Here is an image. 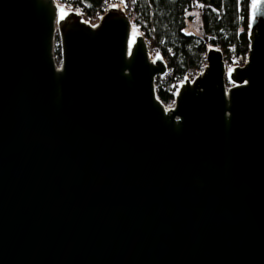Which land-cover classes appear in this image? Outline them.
I'll list each match as a JSON object with an SVG mask.
<instances>
[{"label":"water","instance_id":"water-1","mask_svg":"<svg viewBox=\"0 0 264 264\" xmlns=\"http://www.w3.org/2000/svg\"><path fill=\"white\" fill-rule=\"evenodd\" d=\"M246 36L165 107L121 6L0 0V264H264V0Z\"/></svg>","mask_w":264,"mask_h":264},{"label":"trees","instance_id":"trees-1","mask_svg":"<svg viewBox=\"0 0 264 264\" xmlns=\"http://www.w3.org/2000/svg\"><path fill=\"white\" fill-rule=\"evenodd\" d=\"M69 2L85 19H90L107 6L109 0H60ZM253 0H126L133 7L131 27L147 43L150 54L161 55L169 77L156 79L155 93L165 106L171 105L170 82L180 83L204 67L205 48H218L225 58V67L233 60H245L248 50L247 26ZM193 8L200 10L204 39L184 32L185 13ZM243 31L240 33L239 29ZM59 62L58 38L53 48ZM226 86L229 85L225 80ZM173 91V90H172Z\"/></svg>","mask_w":264,"mask_h":264},{"label":"built area","instance_id":"built-area-1","mask_svg":"<svg viewBox=\"0 0 264 264\" xmlns=\"http://www.w3.org/2000/svg\"><path fill=\"white\" fill-rule=\"evenodd\" d=\"M121 2L123 3V5H120L121 7H122V9H123V11H124V13L126 14V16L128 17V19H129V21L131 22V14H132V9H133V7L130 5V4H128L127 2H126V0H121ZM112 4H114V0H109L108 1V3H107V6L108 5H112ZM106 6V7H107ZM106 9V8H105ZM105 9L104 10H102L101 12H98V13H96L94 16H92L90 19H88L90 22H92V23H95V21H97V19H99L100 18V16L103 14V12L105 11ZM81 15V14H80ZM81 17L84 19V17H83V15H81ZM97 23V22H96ZM91 24V23H90ZM93 25V24H92ZM146 43V42H145ZM146 46H147V49H148V52H149V48H148V45H147V43H146ZM204 65H205V58H204ZM202 70V69H201ZM200 70V71H201ZM199 71V72H200ZM199 72H194L193 74H192V76L191 77H189L188 79L189 80H191L196 74H198ZM169 77V74H168V71H166V73L164 74V75H162V76H157L156 78H155V80H154V87H155V81H156V79H162L163 81H165L167 78ZM181 83V82H180ZM180 83H177V82H170L169 83V86H168V89H169V92H171L172 93V98L170 99V103H171V105H172V103H173V100H174V96H175V93H176V91H177V88H178V86H179V84ZM173 90V91H172ZM170 105V106H171Z\"/></svg>","mask_w":264,"mask_h":264},{"label":"rangeland","instance_id":"rangeland-1","mask_svg":"<svg viewBox=\"0 0 264 264\" xmlns=\"http://www.w3.org/2000/svg\"><path fill=\"white\" fill-rule=\"evenodd\" d=\"M54 2L58 5V6H62L64 9H66V10H72V11H76V10H74V8L72 7V5L69 3V2H65V3H62L60 0H54ZM114 4L115 5H123V3L121 2V0H114ZM78 12V11H77ZM79 13V12H78ZM80 14V13H79ZM101 17V16H100ZM82 20L83 21H86L87 23H91L90 25H95L96 24V22H98V20L99 19H97V21H95V23H92V22H90L88 19H83L82 18ZM133 31V30H132ZM133 32H136V33H138L137 31H133ZM149 56L150 57H154L155 55L154 54H150L149 53ZM224 60H225V58H224ZM56 61V60H55ZM225 62H226V60H225ZM57 65H58V63H57ZM235 65H237V62L235 61V60H233V64L232 65H230V67H228V68H226V69H230L231 67H233V66H235ZM196 76V75H195Z\"/></svg>","mask_w":264,"mask_h":264},{"label":"snow or ice","instance_id":"snow-or-ice-1","mask_svg":"<svg viewBox=\"0 0 264 264\" xmlns=\"http://www.w3.org/2000/svg\"><path fill=\"white\" fill-rule=\"evenodd\" d=\"M253 18L255 19V13H253Z\"/></svg>","mask_w":264,"mask_h":264}]
</instances>
